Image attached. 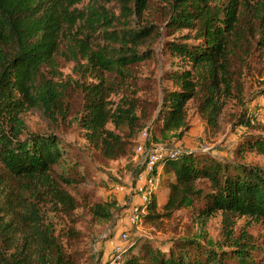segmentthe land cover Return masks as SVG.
I'll return each mask as SVG.
<instances>
[{
    "label": "trees",
    "instance_id": "16d2710c",
    "mask_svg": "<svg viewBox=\"0 0 264 264\" xmlns=\"http://www.w3.org/2000/svg\"><path fill=\"white\" fill-rule=\"evenodd\" d=\"M85 0H0V264H70L61 242L43 218V208L72 211L74 197L63 187L71 180L56 172L64 163L62 147L53 135H25L23 112L42 109L51 119L62 110L60 84L44 75L43 68H54L60 39L71 43L72 55L86 61L96 74L97 84H87V97L78 124L85 130L90 144L108 159L127 154L128 142L108 129L127 122L136 124L135 108L129 100L121 101L111 112L107 98L117 93L129 66L141 62L148 54L137 47L151 35L150 29L123 28L108 32L112 21L99 0H88L82 10L76 7ZM123 18L140 15L151 0H118ZM168 5L166 27L188 30L182 42L168 45L170 54L179 59L170 73L178 90L167 92L161 115L162 134L187 129L186 106L196 101L197 111L208 125L215 127L225 101L234 87L233 59L241 45V16L264 21V0L250 4L247 0H163ZM249 14V17L247 16ZM79 33L101 30L108 45L92 49L85 38L71 30L77 23ZM80 25V24H78ZM70 35V36H69ZM264 34L261 36V39ZM193 38V42H187ZM131 44V46H129ZM86 67V65L81 66ZM102 71L110 72L118 82H110ZM249 125V122H244ZM249 147L264 149V140L248 142ZM165 173L169 193L165 203L155 198L146 206L143 218L160 219L176 210L191 207L194 219L204 224L220 213L224 246L231 250L202 248L197 242L179 240L167 250H147V259L126 258L124 264H223L231 258L236 264H264V238L259 255L252 253L249 240L236 237V218L247 217L264 222V174L248 164L222 162L206 154L183 152L176 160L166 159ZM205 183V191L200 184ZM200 203V204H199ZM161 210L162 212H159ZM92 214L111 217L110 204L95 203Z\"/></svg>",
    "mask_w": 264,
    "mask_h": 264
},
{
    "label": "rangeland",
    "instance_id": "374dc122",
    "mask_svg": "<svg viewBox=\"0 0 264 264\" xmlns=\"http://www.w3.org/2000/svg\"><path fill=\"white\" fill-rule=\"evenodd\" d=\"M223 0H216V7ZM253 4L257 0H247ZM88 0L77 4L80 10L86 7ZM98 6L104 7L112 21L108 32L121 33L123 28L140 29L148 27L151 35L137 47L139 54L148 57L129 66L126 78L117 93L107 98V108H114L123 100H129L135 108L136 126L130 130L127 122L115 127L110 121L108 129L120 134L128 142L126 155L108 159L94 147L85 137V130L78 124L83 112L87 92V84H97L94 79L95 70L85 60L75 58L70 48L71 43L62 35L58 51L55 54L54 68L44 67L47 78L60 84L62 110L55 118L48 117L42 109L30 108L23 112L24 134L53 135L62 147L64 163L56 168L71 180L63 187L74 197L76 207L69 212L63 210L50 211L49 205L43 208L45 223H49L54 235L61 242L65 258L70 264H104L111 253L112 242L119 241V234L127 230L129 239L126 243V258L136 256L142 261L147 259V250H167L179 240L197 242L202 248L218 251H229L224 246L222 216L217 213L204 224L196 221L191 207L182 208L168 216L156 220L142 219L139 225H129L126 216L131 202V191L142 168L144 153L137 154L135 149L143 143L144 150L155 146L167 148L177 147L182 152L206 154L222 162L244 163L256 167L264 174V149L249 147V141L264 140V110L258 99L264 95V21L246 20L241 16L242 41L233 59L234 87L231 97L225 101L215 127L207 124L205 118L197 111L196 101H189L186 106V125L181 136L179 131L162 134L161 111L167 92L178 90L169 77L177 68L179 59L170 54L168 45L172 41L182 42L188 30L171 33L166 27L168 5L163 0H151L149 7L140 15L123 18L121 3L118 0H99ZM80 24V25H78ZM83 24L79 22L70 35L77 31V38H85L92 49L108 45L104 33L100 31L90 34L87 30L79 33ZM69 35V36H70ZM193 38L187 42H193ZM131 46V44L129 45ZM86 65V67H81ZM110 82H118V78L110 72L102 71ZM249 122L245 125L244 122ZM147 129L146 139L141 132ZM170 178V177H169ZM205 191L209 187L202 183ZM154 193L159 205L167 197V187L162 186ZM110 204L111 217L104 219L92 214L95 203ZM200 204V203H199ZM159 212H162L159 210ZM234 238L252 242V253L256 258L264 238V222L254 221L247 217L234 219ZM223 264H236L231 258H225Z\"/></svg>",
    "mask_w": 264,
    "mask_h": 264
},
{
    "label": "built area",
    "instance_id": "2783aa9c",
    "mask_svg": "<svg viewBox=\"0 0 264 264\" xmlns=\"http://www.w3.org/2000/svg\"><path fill=\"white\" fill-rule=\"evenodd\" d=\"M260 107L264 110V95L258 99ZM148 136L147 129L141 132V137L146 139ZM137 154L144 153L142 162L143 171L138 175L137 182L132 185L133 194L139 195V201H132L126 216V222L129 225H139L142 222L143 214L146 213V206L153 198L154 193L159 188L161 180V171L166 159L176 160L183 155L177 147L155 146L151 150H144L143 143L136 146ZM129 239L127 230H123L119 234V241L112 242L111 253L104 264H124L125 255L127 253L126 243Z\"/></svg>",
    "mask_w": 264,
    "mask_h": 264
},
{
    "label": "crops",
    "instance_id": "0c3cea01",
    "mask_svg": "<svg viewBox=\"0 0 264 264\" xmlns=\"http://www.w3.org/2000/svg\"><path fill=\"white\" fill-rule=\"evenodd\" d=\"M142 174L143 176L145 175V172L143 171V167L142 168H140V171H139V173H138V175L139 174ZM170 177V178H169ZM172 179V176L171 175H169L168 173H165L164 172V169H162V171H161V180H160V185H159V188H158V190H160V189H162L163 190V187L162 186H166L167 187V196H168V193H169V188H168V185H167V181L168 180H171ZM157 190V191H158ZM132 197H133V201H139V195L138 194H134V195H132ZM166 199H167V197H166ZM166 201V200H165ZM165 203V202H164Z\"/></svg>",
    "mask_w": 264,
    "mask_h": 264
}]
</instances>
